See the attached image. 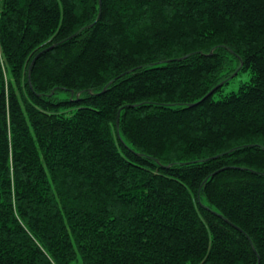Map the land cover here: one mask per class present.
Instances as JSON below:
<instances>
[{"label":"trees","instance_id":"16d2710c","mask_svg":"<svg viewBox=\"0 0 264 264\" xmlns=\"http://www.w3.org/2000/svg\"><path fill=\"white\" fill-rule=\"evenodd\" d=\"M0 264H264V0H0Z\"/></svg>","mask_w":264,"mask_h":264},{"label":"rangeland","instance_id":"374dc122","mask_svg":"<svg viewBox=\"0 0 264 264\" xmlns=\"http://www.w3.org/2000/svg\"><path fill=\"white\" fill-rule=\"evenodd\" d=\"M249 79V73L248 72H241L238 76H236L235 78L231 79L229 81V84L225 87L224 93H229V92H235L238 90L240 84L242 82H245ZM60 97L63 98H67L66 95L61 94ZM218 98V96H217ZM72 98L69 97V100H71Z\"/></svg>","mask_w":264,"mask_h":264},{"label":"bare ground","instance_id":"6f19581e","mask_svg":"<svg viewBox=\"0 0 264 264\" xmlns=\"http://www.w3.org/2000/svg\"><path fill=\"white\" fill-rule=\"evenodd\" d=\"M80 94V93H79Z\"/></svg>","mask_w":264,"mask_h":264}]
</instances>
